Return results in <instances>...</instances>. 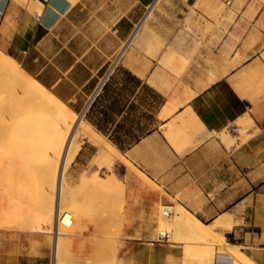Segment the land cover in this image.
Returning <instances> with one entry per match:
<instances>
[{
  "label": "crops",
  "instance_id": "0c3cea01",
  "mask_svg": "<svg viewBox=\"0 0 264 264\" xmlns=\"http://www.w3.org/2000/svg\"><path fill=\"white\" fill-rule=\"evenodd\" d=\"M154 1L0 0V51L90 132L67 165L130 164L149 181L135 209L222 220L215 232L264 264V0H225L242 5L217 48H200L194 28H158L119 57ZM22 239L0 234V264H43L49 251ZM217 249L211 264L237 263ZM168 250L140 241L128 264H171Z\"/></svg>",
  "mask_w": 264,
  "mask_h": 264
},
{
  "label": "rangeland",
  "instance_id": "374dc122",
  "mask_svg": "<svg viewBox=\"0 0 264 264\" xmlns=\"http://www.w3.org/2000/svg\"><path fill=\"white\" fill-rule=\"evenodd\" d=\"M236 5H242V2L230 6L225 0H197L193 9L198 14L195 13L192 18V8L185 2L156 0L119 57L129 53L140 54L144 38L147 42L150 36L158 38L154 35L158 28L169 29L163 32L162 37L174 32H190L194 28L200 48L207 42L215 43L217 48L223 33L233 22L235 12L240 11ZM7 78L0 75V234L24 246L22 238L33 235L40 253L49 251L45 258H40L43 264H128L134 247L140 241L166 243L171 250L168 253L172 254L168 256L171 264H203L200 258H189L184 253L185 249L199 252L207 247L205 250L211 252L218 247V233L210 240L198 237L194 226L184 223L190 216L177 205L167 208L158 204L149 213L135 209L141 192L139 189L149 186V181L130 164L123 163L128 168L123 174L113 163L81 166L71 161L64 171L59 205L62 212L68 210L75 215L71 218L74 223L72 230L69 228L68 232L66 229L65 234L58 237L57 255L54 256L53 229L48 232L49 223L43 220L44 225L41 222L46 211L55 203L56 184L51 171L57 154L49 159L43 133L45 129L42 132L47 124L42 119L48 120L47 113L52 114L53 110L42 107L40 112L42 108L35 110L30 103L26 105V98L30 96L23 94V89L32 80L27 75L26 85ZM26 124L29 130H26L28 127L22 129ZM79 125L82 124L76 128L79 129ZM165 209L168 210L167 215L163 214ZM146 216L155 222L154 226L138 225ZM162 231L163 235L160 234ZM210 255L207 262L211 264L213 255Z\"/></svg>",
  "mask_w": 264,
  "mask_h": 264
},
{
  "label": "bare ground",
  "instance_id": "6f19581e",
  "mask_svg": "<svg viewBox=\"0 0 264 264\" xmlns=\"http://www.w3.org/2000/svg\"><path fill=\"white\" fill-rule=\"evenodd\" d=\"M155 2H156V0L154 1V3ZM0 75H2L3 77H6V78L8 77L7 80L9 78H12L18 83H24L25 80H27L25 73L23 71L19 70L17 63L11 57H9V56L1 53V52H0ZM28 84H27L28 86H25L23 89L24 90L23 94H28V96H30L29 99L26 98L27 99L26 100L27 103L25 102L26 105H29V103H30L31 105H33L35 107V110L41 109L42 107L43 108L49 107V108H51L50 110H53L52 112L50 111L52 114L47 113L48 114V120L42 119L43 121L46 120V122L44 121L45 124L47 123L46 126L43 123L45 128L41 127V126H43L42 124L39 126L42 128V132L45 129L44 130L45 132H43L45 135L44 134L43 135L45 136L44 138H45V141L47 142L46 147L48 146V148H47L48 150L46 148L45 149H46V152L48 153L47 155L49 156V159H51L53 155L55 156V154H57V158L59 159L58 160L56 157L54 158V165L52 167L53 171H51V176H52V172H53V176H52L53 181L56 183V186H57V189L55 191L54 207H51V209L49 208L46 211V213L44 214V218L41 221L42 224H44L43 220H45L49 223L48 224L49 228L47 229L48 232H50V229H53V231H52L53 239H54L53 240V255L56 256L57 255L56 254V248L58 247L57 246L58 245L57 244L58 243L57 242L58 237L60 235L65 234L64 231H66V229L67 230L69 228L71 229V226L74 223V222H72L73 219H71L70 221L68 220V215H70V218H72V216H75L74 214H71V211L69 212L68 210L67 211L65 210V212H62L60 210L61 208H60L59 202H60V197H62V186L61 185L64 184L63 183V181H64V177H63L64 170H65L66 165L69 162V160H71L72 156L78 150V139L83 138V136H88L90 134V132L86 129V127L84 125H79L80 126L79 129L76 128V126L78 127V117L76 116V114L74 112H72L71 110L67 109L66 107H64L57 99H55L51 94H49L47 91H45L34 80H30ZM43 108L41 109L40 112H42ZM46 110H47L46 112H49V109H46ZM37 112L38 111H36V113ZM34 115H35V113H34ZM23 124H25V123H23ZM31 126L32 125L30 124V127ZM26 127H28V128H26ZM34 127H36V125H34ZM20 128H21V126H20ZM24 128H26V130H29V126H27V124H26V126L24 125L22 129H24ZM27 133H28V131H27ZM21 135L24 136L23 133ZM78 136H79V138L76 139V137H78ZM24 137H22V138L24 141H26V139ZM40 138H42V137L40 136ZM42 141H44V140L42 139ZM22 145H25V143ZM47 162H50V161L48 160ZM50 166L51 165H49V167ZM47 168H46V171H47ZM52 168L50 167V169H52ZM48 174H50V172ZM58 185H59V188H58ZM163 214L167 215L168 210L167 209L163 210ZM179 215L182 216L181 212H179ZM184 223H186L188 225H193L194 229H195L194 231L198 235V237H200L202 239H207V240H210L213 237V235L216 233L215 227H228V225L225 226V223L222 220H218L215 223H213V225L211 227H208V226L201 224L200 222H198L196 220L191 219L190 217H189V220H186ZM39 227H40V225H39ZM68 232H69V230H68ZM68 232H66V233L68 234ZM160 234L163 235L164 231H162ZM219 234H220L219 232H218V234H216V235H218L217 236L218 249H225V251H228L232 256L235 257L237 263L254 264L253 262H251L248 258H246L242 254V252L239 250V247L226 243L224 241L222 235H219ZM209 245H211V244H209ZM209 248H211V247L209 246ZM205 249H202L199 252L196 250L194 252L193 250L186 248L184 253L189 258H196L197 257V258L202 259L203 264H210V262H207V258L210 254H211L210 256L212 257L214 250H212L210 252V251L205 250ZM216 249H217V247H216ZM215 252H216V250H215ZM188 262H189V260H188ZM237 263H235V264H237ZM54 264H57V263H54Z\"/></svg>",
  "mask_w": 264,
  "mask_h": 264
},
{
  "label": "built area",
  "instance_id": "2783aa9c",
  "mask_svg": "<svg viewBox=\"0 0 264 264\" xmlns=\"http://www.w3.org/2000/svg\"><path fill=\"white\" fill-rule=\"evenodd\" d=\"M68 220H69V221L71 220L70 215H68Z\"/></svg>",
  "mask_w": 264,
  "mask_h": 264
}]
</instances>
